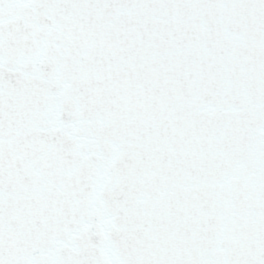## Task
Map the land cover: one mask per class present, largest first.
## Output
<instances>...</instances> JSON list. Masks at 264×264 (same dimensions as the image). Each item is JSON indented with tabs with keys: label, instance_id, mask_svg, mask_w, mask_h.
Returning a JSON list of instances; mask_svg holds the SVG:
<instances>
[{
	"label": "snow or ice",
	"instance_id": "snow-or-ice-1",
	"mask_svg": "<svg viewBox=\"0 0 264 264\" xmlns=\"http://www.w3.org/2000/svg\"><path fill=\"white\" fill-rule=\"evenodd\" d=\"M0 264H264V0H0Z\"/></svg>",
	"mask_w": 264,
	"mask_h": 264
}]
</instances>
